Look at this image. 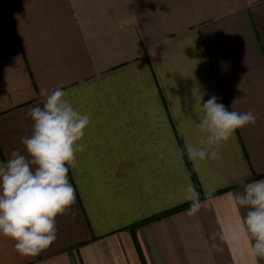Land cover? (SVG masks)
Returning <instances> with one entry per match:
<instances>
[{
  "label": "crops",
  "instance_id": "0c3cea01",
  "mask_svg": "<svg viewBox=\"0 0 264 264\" xmlns=\"http://www.w3.org/2000/svg\"><path fill=\"white\" fill-rule=\"evenodd\" d=\"M57 87L91 121L75 203L38 256L0 237V264H264L247 236L209 241L246 215L230 194L264 179V0H0V162L25 151L27 112ZM201 96L256 122L196 170ZM188 183L201 200L215 188L196 217Z\"/></svg>",
  "mask_w": 264,
  "mask_h": 264
},
{
  "label": "clouds",
  "instance_id": "9594fccd",
  "mask_svg": "<svg viewBox=\"0 0 264 264\" xmlns=\"http://www.w3.org/2000/svg\"><path fill=\"white\" fill-rule=\"evenodd\" d=\"M42 94L43 106L27 112L32 131L20 138L25 151L13 150L0 162V237L12 240L22 257L38 256L57 239L56 218L75 203L69 169L78 166L77 156L85 150L82 141L91 123L89 115L65 98L68 93L62 87ZM202 101L201 96L202 114L196 123L201 135L196 143L185 145L196 170L204 162L221 160L217 148L230 141L237 129L256 122L254 113L230 111L216 96ZM184 191L185 201L190 202L187 215L196 217L214 199L215 188L206 189L203 200L192 183ZM230 195L238 210L247 209L246 215L239 224L229 222L219 233L210 234L211 250L223 251L217 241L239 248L247 236L251 255L264 259V179L249 182L241 192Z\"/></svg>",
  "mask_w": 264,
  "mask_h": 264
},
{
  "label": "trees",
  "instance_id": "16d2710c",
  "mask_svg": "<svg viewBox=\"0 0 264 264\" xmlns=\"http://www.w3.org/2000/svg\"><path fill=\"white\" fill-rule=\"evenodd\" d=\"M186 205H184V206H181V207H179L178 209H180V208H183V207H185Z\"/></svg>",
  "mask_w": 264,
  "mask_h": 264
}]
</instances>
